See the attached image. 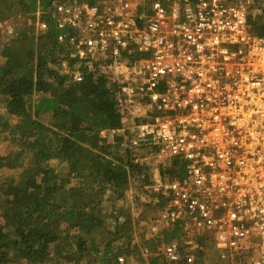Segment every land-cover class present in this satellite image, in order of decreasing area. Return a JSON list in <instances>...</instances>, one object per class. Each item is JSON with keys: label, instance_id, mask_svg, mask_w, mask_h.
<instances>
[{"label": "built area", "instance_id": "obj_1", "mask_svg": "<svg viewBox=\"0 0 264 264\" xmlns=\"http://www.w3.org/2000/svg\"><path fill=\"white\" fill-rule=\"evenodd\" d=\"M264 0H72L57 5L59 36L77 67L118 83L125 106H146L130 128L183 178L152 174L164 206L151 229L180 237L159 246L165 264L193 263L201 239L220 257L264 264V35L250 17ZM142 3V4H141ZM141 5V6H140ZM0 21V30L13 28ZM44 27L45 24H39ZM76 70L74 79L81 81ZM146 110V111H145ZM124 260L123 257L120 258Z\"/></svg>", "mask_w": 264, "mask_h": 264}, {"label": "trees", "instance_id": "obj_2", "mask_svg": "<svg viewBox=\"0 0 264 264\" xmlns=\"http://www.w3.org/2000/svg\"><path fill=\"white\" fill-rule=\"evenodd\" d=\"M64 2L72 0H0V21L17 19L12 34L0 30V140L10 145L0 153V264H132L143 217L124 210L120 200L138 182L153 198L145 205L163 208L144 158L154 148L133 142L130 126L141 118L122 105L121 84L78 68L73 45L59 40L71 31L58 25L57 5ZM253 9L251 30L264 35L263 3ZM159 163L163 175L186 174L183 158ZM180 233V223L170 224L148 246L156 252ZM211 253L219 260L210 264L232 261L203 237L197 259L176 264H206ZM149 262L165 264L157 252Z\"/></svg>", "mask_w": 264, "mask_h": 264}, {"label": "rangeland", "instance_id": "obj_3", "mask_svg": "<svg viewBox=\"0 0 264 264\" xmlns=\"http://www.w3.org/2000/svg\"><path fill=\"white\" fill-rule=\"evenodd\" d=\"M15 15V14H14ZM12 15L8 19V21H5L6 25L14 26L13 21L17 20L15 16ZM20 20V19H18ZM37 23V21H36ZM12 24V25H11ZM16 25L19 26V22H15ZM21 28L24 27L23 24L20 26ZM13 28V27H12ZM128 104V103H126ZM124 104V105H126ZM130 112L133 114L131 115L133 118H135V114H142L144 112V109L146 106H129ZM147 109V108H146ZM1 112L5 111V108H0ZM146 111V110H145ZM107 134L106 132L103 133ZM108 138L111 139L113 134H107ZM9 144L7 142H3L0 140V153H5L7 150H9ZM146 157L145 160L149 161L150 164V170L148 172H151L153 174L155 172L156 167H159L160 169V159L155 156V153L152 151H149L147 154H145ZM141 186L140 183H134L131 184L130 187L126 190L124 194V198L120 200V203L124 207V210L131 213L135 217H143L141 220L140 228L137 230L136 237L134 239V243L138 247V250L132 251V253L128 257V262H131L132 264H150L149 262V255L152 253H156L150 250V247L148 246L149 243L156 241L158 236L161 233V227L162 225H159V232L156 234L153 233L151 226L153 222L158 221V210L150 203V205H145L147 202L152 201V197L148 195V193H144L140 190ZM212 254V257L208 260H206V264H210L214 260H219L217 255ZM215 255V256H213ZM217 257V259H216ZM230 261V264H242L240 260H233ZM244 263V262H243Z\"/></svg>", "mask_w": 264, "mask_h": 264}]
</instances>
